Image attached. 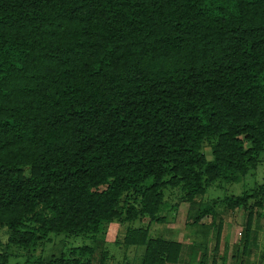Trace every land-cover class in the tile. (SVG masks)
<instances>
[{
    "label": "trees",
    "instance_id": "obj_1",
    "mask_svg": "<svg viewBox=\"0 0 264 264\" xmlns=\"http://www.w3.org/2000/svg\"><path fill=\"white\" fill-rule=\"evenodd\" d=\"M262 152L264 0H0V264L145 220L124 238L140 264H184L183 241L150 234L180 187L217 251V207L249 212V198L208 191L241 184ZM93 257L63 246L47 264Z\"/></svg>",
    "mask_w": 264,
    "mask_h": 264
},
{
    "label": "rangeland",
    "instance_id": "obj_2",
    "mask_svg": "<svg viewBox=\"0 0 264 264\" xmlns=\"http://www.w3.org/2000/svg\"><path fill=\"white\" fill-rule=\"evenodd\" d=\"M206 153L208 160H212L210 149H207ZM262 187H264V152L259 157L258 166L244 178L241 184L229 187L224 192L218 190L216 187L208 191V199L210 201L216 199L223 200L226 194L227 196H248L250 206L248 210L253 214V222L249 248L245 254H243V247L246 239L245 231L249 212L243 211L242 209L228 212L221 205L217 207V212L223 216L221 241H227L229 244L225 242L221 243V246L216 251V233H210L206 243L199 242V244L204 243L206 245L204 246L207 247L206 250L201 248L196 250L192 249V246L198 243L193 239V229L196 231L195 234L198 233L195 239L201 241L203 240L201 238L203 234L200 231L202 229L200 226L212 224L213 219L209 216L203 219L204 224H197V228H193L198 208L196 207L194 211H190V204L186 203L183 198L185 192L182 187L169 188L165 191L164 205L162 207V213L160 214V216L164 217V220L161 223L153 222L151 224L150 234L154 238L166 237L176 239L180 242L183 241L185 243L184 264H188L193 258V252L197 253V259L195 258V260H200L203 254L206 253L207 264L212 262L214 255L217 257L218 264H225V262L226 264H240L242 260L245 261V264H264V197L260 193ZM148 223V220H145L142 223L130 225L127 223L110 224L93 241L89 239H72L62 242L63 238L52 236V242L47 244L43 250L32 253L31 261L28 264H47L49 257L52 254L58 256L63 246L68 249L81 247L82 245H89L94 248L93 264H140L143 249L135 247L127 248L124 245V238L129 227H147ZM6 241L7 236L4 234V231H0V242L5 244ZM9 251L12 254V264H27L28 254L25 250L11 247ZM226 255H228V258H225ZM223 256L225 257L223 258Z\"/></svg>",
    "mask_w": 264,
    "mask_h": 264
},
{
    "label": "crops",
    "instance_id": "obj_3",
    "mask_svg": "<svg viewBox=\"0 0 264 264\" xmlns=\"http://www.w3.org/2000/svg\"><path fill=\"white\" fill-rule=\"evenodd\" d=\"M201 224H204V223H203V220H202ZM197 230H198V229H197ZM193 232H194L193 235H195V232H196L195 229H193ZM196 237H197V236H196ZM201 238H202L203 240H201V241L198 240V241H197V240L195 239V237H193V239H194L196 242H198V243H199V242H203V241H205V238H203L202 236H201ZM194 240H193V241H194ZM224 242H225L226 244H229V243H227V241H223L222 243H224ZM230 243H231V241H230Z\"/></svg>",
    "mask_w": 264,
    "mask_h": 264
}]
</instances>
